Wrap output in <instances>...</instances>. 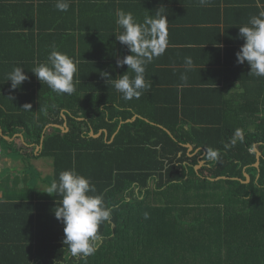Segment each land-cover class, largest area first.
<instances>
[{
    "label": "trees",
    "instance_id": "trees-1",
    "mask_svg": "<svg viewBox=\"0 0 264 264\" xmlns=\"http://www.w3.org/2000/svg\"><path fill=\"white\" fill-rule=\"evenodd\" d=\"M48 2L54 9L56 2ZM86 68L81 66L80 73L78 68L71 95L43 86L40 116H20L13 127L2 123L9 130L0 134V146L6 136L19 134L12 128H25L20 134L40 147L39 158L53 161L50 185L61 171L74 169L113 209L111 221L101 224L95 252L74 258L54 214L59 196L45 193L37 203L0 202V264H210L208 259H215L206 245L195 244L193 255L182 249L177 231H193L191 220L221 222L218 245L229 238V257L240 263L221 260L218 253L219 264H264L263 125L250 131L247 119L240 121L242 137L234 135L231 124L210 131L168 126L139 111L130 113ZM94 79L98 85L90 82ZM49 125L60 127L48 131ZM209 149L218 152L215 159ZM168 220L178 228L166 227Z\"/></svg>",
    "mask_w": 264,
    "mask_h": 264
},
{
    "label": "crops",
    "instance_id": "crops-1",
    "mask_svg": "<svg viewBox=\"0 0 264 264\" xmlns=\"http://www.w3.org/2000/svg\"><path fill=\"white\" fill-rule=\"evenodd\" d=\"M47 3L0 0L1 135L9 130L2 123L12 126L21 121L20 116L38 117L44 111L40 101L46 84L31 69L47 61L53 46L77 63L79 73L80 67L87 64L88 76L100 77L101 86L115 92L130 113L139 111L168 126L187 130L227 129L229 124L237 129L245 119L250 131H256L258 124L264 128V77L250 75V66L246 62L238 64L236 59L244 44L239 28L264 12V0H205L203 4L200 0H88L86 5L71 0L65 12L56 7L50 10ZM118 10L132 13L139 23L158 11L168 20L165 50L145 66L144 76L150 87L131 100H124L111 83L128 71L127 65L117 67V60L131 55L127 46L115 38L120 34L115 23ZM186 58L192 60L191 69L185 64ZM16 66L24 68L28 79L14 90L7 75ZM90 82L98 85L95 79ZM25 105L31 108L25 109ZM52 126L60 127L49 125L46 130ZM62 128L67 129V123ZM12 129L19 134L6 136L1 145L4 161L0 202L37 203L45 199L50 186L53 161L39 158L40 147L27 143L20 134L25 128ZM218 225L221 222L188 221L193 231L186 227L177 231L182 235L183 251L193 255L195 244H203L204 250L214 255V261L208 259L210 264H219L218 253L223 255L221 260L240 263L229 257V238L222 237L218 245ZM167 226L177 223L168 220Z\"/></svg>",
    "mask_w": 264,
    "mask_h": 264
},
{
    "label": "clouds",
    "instance_id": "clouds-1",
    "mask_svg": "<svg viewBox=\"0 0 264 264\" xmlns=\"http://www.w3.org/2000/svg\"><path fill=\"white\" fill-rule=\"evenodd\" d=\"M200 2L203 4L205 0ZM69 6L68 0H56L55 7L58 11L65 12ZM116 16L115 23L120 34L115 38L127 46L131 55L117 60V67L127 65L128 71L111 80V83L124 100H131L139 98L142 90L150 87L144 76L145 66L164 52L167 46L168 20L159 11L155 16L146 17L143 23L137 22L130 12L118 10ZM239 33L244 44L236 53L237 63L242 65L246 62L250 66V75L264 77V12L250 18L248 25L239 28ZM185 64L191 69V58H186ZM31 72L57 95H71L75 91L77 63L67 54L56 50L55 46L47 61L32 68ZM129 72L134 73V76L128 75ZM27 79L24 68L20 66L14 67L7 75V80L11 82L14 90L20 88ZM182 79L186 80V77ZM24 108L30 109L31 105H25ZM234 135L242 137V131L237 129ZM232 144H235V140ZM229 146L224 145L225 148ZM207 154L209 158L215 159L218 152L209 149ZM96 192V187L90 179L78 174L74 169L61 171L58 179L47 188V194L55 193L60 197L54 214L64 225L63 244L67 246L71 257L92 255L96 250V242L101 238L98 234L101 224L111 221L113 209L107 207L103 196ZM144 215L147 219L148 213Z\"/></svg>",
    "mask_w": 264,
    "mask_h": 264
},
{
    "label": "built area",
    "instance_id": "built-area-1",
    "mask_svg": "<svg viewBox=\"0 0 264 264\" xmlns=\"http://www.w3.org/2000/svg\"><path fill=\"white\" fill-rule=\"evenodd\" d=\"M3 161H4V151L2 146H0V171L2 170L3 167Z\"/></svg>",
    "mask_w": 264,
    "mask_h": 264
},
{
    "label": "water",
    "instance_id": "water-1",
    "mask_svg": "<svg viewBox=\"0 0 264 264\" xmlns=\"http://www.w3.org/2000/svg\"><path fill=\"white\" fill-rule=\"evenodd\" d=\"M189 148H190V151H192L193 150V148L191 147V146H189ZM258 157H260L261 158V154L260 155H258ZM257 166H260V164H257ZM221 179V178H220ZM219 179V180H220ZM223 179H225V178H223Z\"/></svg>",
    "mask_w": 264,
    "mask_h": 264
}]
</instances>
